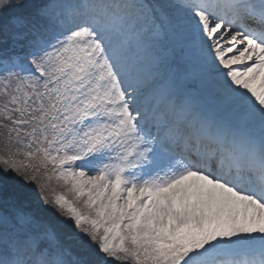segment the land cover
<instances>
[{
	"label": "snow or ice",
	"instance_id": "1",
	"mask_svg": "<svg viewBox=\"0 0 264 264\" xmlns=\"http://www.w3.org/2000/svg\"><path fill=\"white\" fill-rule=\"evenodd\" d=\"M0 264H264V0H0Z\"/></svg>",
	"mask_w": 264,
	"mask_h": 264
}]
</instances>
